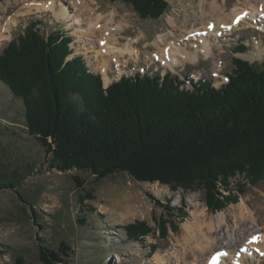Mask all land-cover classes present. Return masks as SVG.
<instances>
[{
  "label": "rangeland",
  "instance_id": "rangeland-1",
  "mask_svg": "<svg viewBox=\"0 0 264 264\" xmlns=\"http://www.w3.org/2000/svg\"><path fill=\"white\" fill-rule=\"evenodd\" d=\"M34 1L41 4L47 0H0V52L7 42L24 31L26 25L39 21L37 27L41 34L62 30L71 36L69 46L72 53L66 60L81 56L88 70L99 74L103 73L101 65H104L110 76L108 84L103 80L104 86L122 75L165 76L167 73L178 76L185 87L191 88L198 79H206L220 87L224 85V77L233 72L235 58L260 64L264 60V16L256 14L230 30L228 36L220 37L221 41L210 40L213 46L209 55L198 50L199 56L194 61L181 63L176 59L178 64L174 67L164 62L166 55L157 51L158 46L153 44L157 34L174 30L178 35L182 26L188 30L201 27L211 17L205 16L200 21L196 14H200L201 6L209 12V3L213 0H167L168 7L158 19H142L130 4L121 1L93 0V3L87 0L89 6L96 8V14L114 17L110 25L118 22L123 25L122 33L113 32L119 41H112L118 47H124L119 66L115 57L113 60L108 53L101 52V44L91 34L84 11L71 3L72 0H53L48 10L36 9L34 5L25 7V2ZM216 1L222 16L229 15L234 9L239 12L256 2ZM26 8L32 9L27 11ZM77 20L83 25H76ZM185 41L184 47L190 53L194 52L196 45H202L195 39ZM162 46L160 43L159 47ZM152 52L160 58H154ZM74 98L80 97L76 95ZM23 115L22 100L13 96L9 87L0 80L1 170L9 175H24L14 189L0 190V264H14L18 255L26 264H42L39 248L56 250L61 241H66L69 246L63 264H183V251L193 245L183 226L187 220L191 224L194 222L191 213L196 209L204 211L202 217L205 220L201 217L200 227H194L196 231L192 229V234L198 237L199 228L202 232L208 231L206 223L212 222L216 227L217 214H225L226 222L231 223L233 215L239 212L237 205L242 199L253 210L257 222L252 221V215L248 214L249 218L238 220L240 224L236 232L250 226V233H264V178L250 185L243 176L231 177L228 188L232 192L240 182L246 185L245 193L234 202L226 200L225 195H229L230 190L221 181L208 191L201 186L194 190H174L160 182H139L127 173L115 172L94 183L93 176L85 171L48 169L43 148L25 131ZM76 176L83 179V186L75 182ZM91 186L94 191H90ZM216 192L225 203L222 210L210 209L206 203L208 194ZM21 195L27 197L31 204L24 202ZM34 210L39 214L37 220L32 217ZM83 219L86 222L81 224ZM135 221H143L151 231L143 242L128 240L123 229L125 224ZM162 221L170 227L165 238L160 236ZM171 222L177 230L173 229ZM222 229L216 227L214 230L218 237L224 238ZM216 249L219 247L213 251ZM177 256L179 260L174 261ZM249 259L262 264L255 256Z\"/></svg>",
  "mask_w": 264,
  "mask_h": 264
},
{
  "label": "trees",
  "instance_id": "trees-1",
  "mask_svg": "<svg viewBox=\"0 0 264 264\" xmlns=\"http://www.w3.org/2000/svg\"><path fill=\"white\" fill-rule=\"evenodd\" d=\"M112 1L130 4L142 19H158L168 7L167 0ZM37 24L30 22L2 48L0 80L22 100L25 131L43 148L48 169L85 171L94 183L123 172L174 190L208 191L221 181L230 190L228 202L246 188L240 182L232 192L231 177L243 176L250 185L264 178V60L235 58L230 81L220 87L199 79L187 89L171 74L126 75L104 87L81 56L66 60L71 36L62 30L41 34ZM23 179L0 165V190L14 189ZM74 180L83 186V179ZM206 203L225 208L217 192ZM32 215L39 218L36 210ZM160 226L165 238L170 227L165 221ZM123 229L138 242L150 231L143 221ZM39 249L42 264H63L69 246L61 241L56 250ZM14 261L26 264L20 255Z\"/></svg>",
  "mask_w": 264,
  "mask_h": 264
},
{
  "label": "bare ground",
  "instance_id": "bare-ground-1",
  "mask_svg": "<svg viewBox=\"0 0 264 264\" xmlns=\"http://www.w3.org/2000/svg\"><path fill=\"white\" fill-rule=\"evenodd\" d=\"M89 1L94 3L93 0H89ZM253 1L256 2L254 4L249 3L250 5L248 4L249 6L247 7V9L250 10V15H248V17L244 19V21L248 20L250 17L256 14H261L264 16V0H253ZM53 2H54L53 0H47L41 4H37L36 1L31 3L25 2L26 3L25 7H31L34 5L36 9L43 8L48 10L52 6ZM71 3L76 5L77 8L79 7L81 10L84 11L85 14L84 19L85 21L88 22L91 34L95 36L97 41L101 44V52L108 53L110 56H112V59L115 57L117 66H119L118 60L120 58V55L124 51V47H118V45H116L112 41L113 40L119 41L118 38L114 36L113 32L117 30V32L119 31L120 33H122L121 30L123 29L122 27L123 25L120 22H118L116 25H110L113 23L114 17L105 18L102 17L100 14H96L94 12L96 8H92L91 6H89L87 0H72ZM74 5L72 6L73 8ZM209 7L210 9L208 12L204 10L203 6H201L200 14H196L197 19H200V21L205 16L211 17L207 19L205 24L202 25L201 27H194L188 30L187 27L182 26L183 28L180 31V34H178L179 36L175 34L174 30H170L168 33L157 34V38L153 41V44L158 46L157 51L166 55V59L164 60V62L167 65L171 67L176 66L178 64L176 59H178L181 63H185L186 61H194L199 56L198 50L203 52L205 55H209L211 48L213 46V44L210 43V40L214 42H219L221 41L220 37L228 36L230 34V30L235 29L239 25H241V23L239 25L234 24V19H236V17L240 14V11L237 12V9H234L229 15L225 14L227 16H222L221 7L216 0L210 2ZM31 9L28 8L27 11H30ZM222 10L225 11L224 8ZM15 20L16 18H13V21ZM170 22L174 23L173 20H170ZM76 23H77L76 25H83V23L78 20L76 21ZM1 28L2 27H0V29ZM83 33L81 34V36H83ZM216 34H219L220 36ZM185 39L198 40L202 42V45L200 46L196 45L194 52L190 53L184 47L185 45L184 42H186ZM134 41L137 42L138 38L136 40L134 39ZM180 42L182 44H180ZM160 43H163L162 47H159ZM152 56L154 58H158V59L160 58L158 57V54H155L154 52H152ZM161 61L163 62V60ZM101 69L103 70L102 75L104 82L106 83L109 82L110 76L108 69L104 65H101ZM118 71L119 73H121V70ZM237 207L239 208L238 209L239 212L238 214L235 213L233 215V220L231 223L226 222V219L224 217L225 214L223 213L217 214L216 216L217 217L216 227L223 228L222 231L224 238L218 237L219 235L217 236V234H215L214 229L216 227L212 225L213 224L212 222L205 224L206 227H208L207 232H202L201 228H199L200 235L198 237L193 235L192 231L195 230L194 227L197 228L200 227V223H201L200 219L202 216L204 217V211L196 209L191 213L193 215L194 222L191 224L187 220L183 226L184 229L186 228V231L189 233L188 238L190 239L189 241H193V245L190 249L188 248L183 251L185 252V258L183 260V264H206L208 259L207 256H209L212 252H214L213 249L216 246H218L219 250L222 251L223 253L224 260L220 264H256L255 261L253 260L250 261L249 259L250 257L253 256H255L260 261V263L264 264V259H263L264 233H261L258 240L253 243L250 241V237L253 235V233H250L251 231L250 226L243 227L242 229H240V231L236 232L237 231L236 227L240 224L238 220L240 219L242 221L243 217L249 218L250 216H247L248 214L252 215V219H251L252 221H254L255 223L257 222V219L254 217L253 210L246 204V202L243 199L242 201L239 202ZM203 217L202 219L205 220ZM244 245H247L248 249L244 252H241L239 256L238 253L240 251V247ZM253 249L257 250L260 255L261 253H263L262 254L263 256L259 257V255L253 254ZM178 258L179 257L177 256L173 260L174 261L179 260Z\"/></svg>",
  "mask_w": 264,
  "mask_h": 264
},
{
  "label": "snow or ice",
  "instance_id": "snow-or-ice-1",
  "mask_svg": "<svg viewBox=\"0 0 264 264\" xmlns=\"http://www.w3.org/2000/svg\"><path fill=\"white\" fill-rule=\"evenodd\" d=\"M239 19V18H238ZM254 240L257 239V238H253Z\"/></svg>",
  "mask_w": 264,
  "mask_h": 264
}]
</instances>
